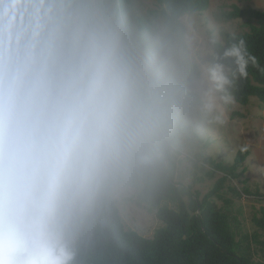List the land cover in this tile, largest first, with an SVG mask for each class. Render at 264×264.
<instances>
[{"label":"clouds","instance_id":"1","mask_svg":"<svg viewBox=\"0 0 264 264\" xmlns=\"http://www.w3.org/2000/svg\"><path fill=\"white\" fill-rule=\"evenodd\" d=\"M250 65L195 0H0V264H96L228 124Z\"/></svg>","mask_w":264,"mask_h":264},{"label":"trees","instance_id":"2","mask_svg":"<svg viewBox=\"0 0 264 264\" xmlns=\"http://www.w3.org/2000/svg\"><path fill=\"white\" fill-rule=\"evenodd\" d=\"M195 3L202 13L209 8L210 0H195ZM226 18L256 23H250L248 32L236 34L245 39L259 62V68L250 65L248 78L239 82L236 103L246 106L253 98L264 103V11L234 6ZM249 154L248 150L239 151L230 166L207 158L206 162L224 176L203 197L191 187L178 185L176 178L170 180L149 207L165 227L153 239L134 231L114 232L97 243L96 264H256L237 240L239 221L225 209L230 201L222 195L228 178L238 179L245 174L244 164ZM233 192L240 194L235 189ZM245 192L252 194L248 189ZM255 194L264 198L259 192ZM216 200L223 201L225 208L219 207ZM166 203L176 208L164 206ZM261 212L262 216L253 221L264 232V208Z\"/></svg>","mask_w":264,"mask_h":264},{"label":"rangeland","instance_id":"3","mask_svg":"<svg viewBox=\"0 0 264 264\" xmlns=\"http://www.w3.org/2000/svg\"><path fill=\"white\" fill-rule=\"evenodd\" d=\"M234 6L264 11V0H210L209 8L201 15L219 25L224 35L248 32L250 23L256 24L255 22L246 19L227 20L226 15ZM245 150L250 152L244 164L245 174L238 179L228 178L222 191L224 199L230 201V205L225 208L223 201L219 200H216V204L237 217L240 226L237 240L242 250L251 255L254 263L264 264V232L253 221L255 217L262 216L261 209L264 208V198L255 194L259 192L264 195V103L254 98L246 106L235 102L228 124L216 130L199 152L187 161L176 177V182L180 186L191 187L203 197L224 176L207 163L206 159L211 158L230 166L238 152ZM233 189L240 193L239 196L234 194ZM245 189L252 194H247ZM164 206L176 208L170 203ZM164 227L165 224L156 218L155 212L148 209L147 217L139 226L126 231H134L144 238L153 239L156 232Z\"/></svg>","mask_w":264,"mask_h":264}]
</instances>
